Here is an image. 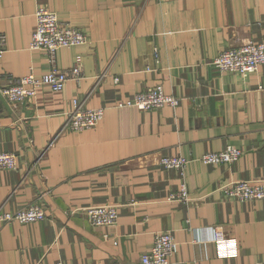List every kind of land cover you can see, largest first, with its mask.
I'll list each match as a JSON object with an SVG mask.
<instances>
[{"label": "crops", "instance_id": "crops-1", "mask_svg": "<svg viewBox=\"0 0 264 264\" xmlns=\"http://www.w3.org/2000/svg\"><path fill=\"white\" fill-rule=\"evenodd\" d=\"M38 7L85 32L86 43L57 49L53 63L78 65L82 77L15 104L0 93V151L17 155L15 168H0V208L40 197L46 215L0 224V264H140L161 230L173 234L174 264H264V199L221 189L264 178V63L246 76L213 63L233 43H264V0H0V87L51 67L29 47ZM154 85L178 105H120ZM76 99L105 107L95 126L62 127ZM226 146L242 150L235 162L200 160ZM161 155L188 162L179 171ZM183 185L187 200L169 197ZM105 202L117 206L113 226L70 213ZM214 227L235 253L218 254Z\"/></svg>", "mask_w": 264, "mask_h": 264}, {"label": "built area", "instance_id": "built-area-1", "mask_svg": "<svg viewBox=\"0 0 264 264\" xmlns=\"http://www.w3.org/2000/svg\"><path fill=\"white\" fill-rule=\"evenodd\" d=\"M35 24L31 32L29 47L43 50L51 63L50 69L36 76L29 72L21 77L12 78L0 87V93L11 104L29 101L35 95L36 89L48 85L53 90H60L70 80L78 81L82 77L81 67L74 65L68 69H59L53 65L55 51L61 47H70L87 42L85 32L68 22L58 18L57 13L46 7H38L34 12ZM4 37L0 36V56ZM214 66L222 72H238L243 76L255 72L264 63V43L253 40L231 44L213 59ZM114 77V81H117ZM179 97L165 93L161 85L149 86L136 92L132 98L120 105H133L140 110H152L163 106L175 107ZM104 106L86 107L81 100H74L72 108L66 112L63 128L69 131H79L95 126L103 116ZM242 154V150L226 146L221 150L208 151L200 156L204 163H231ZM159 164L182 171L188 160L183 156L161 155ZM17 165V155L11 151H0V168L13 169ZM225 196L239 201L264 199V178L255 180H235L221 186ZM169 197L188 199L184 185L178 192L170 193ZM70 213L81 214L93 226H113L118 220L117 206L111 202L78 206L70 209ZM44 203L38 197L25 206L7 211L0 208V224L12 222H32L45 218ZM218 254L226 256L235 253L237 246L233 239L224 237L220 228H213V238ZM176 250V242L171 230L156 232L148 251L141 254L140 264H174L171 260ZM55 264H63L57 261Z\"/></svg>", "mask_w": 264, "mask_h": 264}, {"label": "rangeland", "instance_id": "rangeland-1", "mask_svg": "<svg viewBox=\"0 0 264 264\" xmlns=\"http://www.w3.org/2000/svg\"><path fill=\"white\" fill-rule=\"evenodd\" d=\"M235 162V161H234ZM223 163H227V162H223ZM231 163H233V162H231ZM239 180H241V179H239ZM244 180H248V179H244ZM233 181H235V180H233ZM230 182V181H229Z\"/></svg>", "mask_w": 264, "mask_h": 264}]
</instances>
